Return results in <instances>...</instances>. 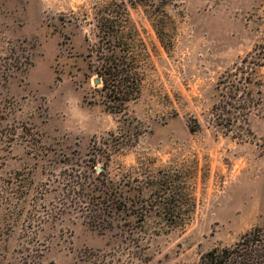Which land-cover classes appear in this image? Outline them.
Instances as JSON below:
<instances>
[{
    "label": "rangeland",
    "instance_id": "1",
    "mask_svg": "<svg viewBox=\"0 0 264 264\" xmlns=\"http://www.w3.org/2000/svg\"><path fill=\"white\" fill-rule=\"evenodd\" d=\"M120 49L125 102L97 73ZM251 233L264 0H0V264H201Z\"/></svg>",
    "mask_w": 264,
    "mask_h": 264
},
{
    "label": "trees",
    "instance_id": "2",
    "mask_svg": "<svg viewBox=\"0 0 264 264\" xmlns=\"http://www.w3.org/2000/svg\"><path fill=\"white\" fill-rule=\"evenodd\" d=\"M122 54L112 55L107 65L98 71L104 80V87L110 93L122 98V101L136 99L140 92L141 78L137 67L127 57L126 50ZM113 86L110 88L109 86ZM240 93L239 89H236ZM258 235H246L236 248L215 249L202 258L201 264H264V247L258 246Z\"/></svg>",
    "mask_w": 264,
    "mask_h": 264
},
{
    "label": "water",
    "instance_id": "3",
    "mask_svg": "<svg viewBox=\"0 0 264 264\" xmlns=\"http://www.w3.org/2000/svg\"><path fill=\"white\" fill-rule=\"evenodd\" d=\"M100 83H101V80H100V79H96V80H95V84H96V85H99Z\"/></svg>",
    "mask_w": 264,
    "mask_h": 264
}]
</instances>
